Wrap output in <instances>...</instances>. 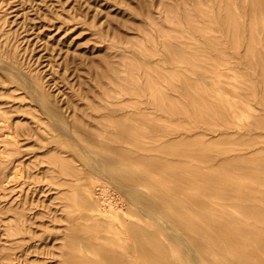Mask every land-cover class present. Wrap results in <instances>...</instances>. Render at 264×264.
Segmentation results:
<instances>
[{
  "label": "rangeland",
  "instance_id": "obj_1",
  "mask_svg": "<svg viewBox=\"0 0 264 264\" xmlns=\"http://www.w3.org/2000/svg\"><path fill=\"white\" fill-rule=\"evenodd\" d=\"M0 264H264V0H0Z\"/></svg>",
  "mask_w": 264,
  "mask_h": 264
},
{
  "label": "bare ground",
  "instance_id": "obj_2",
  "mask_svg": "<svg viewBox=\"0 0 264 264\" xmlns=\"http://www.w3.org/2000/svg\"><path fill=\"white\" fill-rule=\"evenodd\" d=\"M44 103H46V101L44 102ZM85 152V157H87V159H89V162H90V164H93V161H92V159H91V153L92 152H90V151H84ZM97 157V156H96ZM101 158V157H100ZM103 160V159H102ZM102 160H100L99 162H100V164H103V161ZM115 178V177H114ZM118 183V182H117Z\"/></svg>",
  "mask_w": 264,
  "mask_h": 264
}]
</instances>
